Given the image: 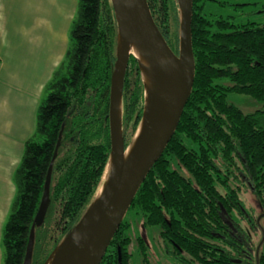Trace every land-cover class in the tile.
Returning <instances> with one entry per match:
<instances>
[{
	"label": "trees",
	"instance_id": "obj_1",
	"mask_svg": "<svg viewBox=\"0 0 264 264\" xmlns=\"http://www.w3.org/2000/svg\"><path fill=\"white\" fill-rule=\"evenodd\" d=\"M170 47L179 45L176 0H147ZM195 81L177 131L137 193L127 215L160 229L177 254L196 264H256L244 222L255 229L243 197L264 214V110L245 114L238 94L264 103V24L236 22L229 0H194ZM117 24L110 0H78L65 57L44 88L34 136L14 175L16 198L2 237L3 264H24L50 166V205L36 226L32 264H44L95 198L110 156V85ZM225 81L231 84L225 85ZM125 127L142 119L144 88L131 57L123 96ZM127 215L101 264H131ZM254 218V217H253ZM237 219L239 222H237ZM251 224V225H250ZM146 258L147 246L137 238ZM258 264H264L260 251Z\"/></svg>",
	"mask_w": 264,
	"mask_h": 264
},
{
	"label": "water",
	"instance_id": "obj_2",
	"mask_svg": "<svg viewBox=\"0 0 264 264\" xmlns=\"http://www.w3.org/2000/svg\"><path fill=\"white\" fill-rule=\"evenodd\" d=\"M193 1L176 0L179 45L175 51L157 26L147 0H110L117 24L108 115L110 156L95 198L44 264H101L142 184L174 137L195 81ZM131 57L140 69L144 108L131 142L126 143L123 96ZM55 158L56 155L49 169L24 264L33 262L36 226L44 223L48 212ZM259 252L260 247L257 260Z\"/></svg>",
	"mask_w": 264,
	"mask_h": 264
},
{
	"label": "crops",
	"instance_id": "obj_3",
	"mask_svg": "<svg viewBox=\"0 0 264 264\" xmlns=\"http://www.w3.org/2000/svg\"><path fill=\"white\" fill-rule=\"evenodd\" d=\"M78 0H0V264L17 189L14 175L55 69L68 49Z\"/></svg>",
	"mask_w": 264,
	"mask_h": 264
},
{
	"label": "rangeland",
	"instance_id": "obj_4",
	"mask_svg": "<svg viewBox=\"0 0 264 264\" xmlns=\"http://www.w3.org/2000/svg\"><path fill=\"white\" fill-rule=\"evenodd\" d=\"M229 1L230 3L243 6L249 4L254 6L236 8L234 13L226 12L225 16L230 15L236 17L235 20L237 23L250 20L255 23L264 24V0ZM224 83L228 86L231 84L228 81H225ZM228 102L238 107L245 114H256L264 110V103L258 102L255 99L243 95L229 94ZM261 116H264V113ZM131 128L132 127H129L127 131L126 141L128 143L131 142L134 136V134H132ZM242 199L244 201V209L246 212H248L252 219L255 221L257 220V224H254L256 228L252 229V227L248 224L241 222V227L246 229L248 235L251 236L256 250L260 247V251L264 252V218H262V215H260V212L257 210V208L254 210V207L255 205L257 206V203L255 204V198L252 197L250 193H245V196ZM126 219L132 223V230L130 232L132 243L129 248V251L132 254L131 264H196L190 262V259L186 256V254H177L172 244L162 239L159 228L147 227L145 225V218L143 216H137L134 212H131L127 215ZM237 222H239L238 219ZM139 237L143 238L147 245V261H144V257L140 253V248L136 241Z\"/></svg>",
	"mask_w": 264,
	"mask_h": 264
},
{
	"label": "flooded vegetation",
	"instance_id": "obj_5",
	"mask_svg": "<svg viewBox=\"0 0 264 264\" xmlns=\"http://www.w3.org/2000/svg\"><path fill=\"white\" fill-rule=\"evenodd\" d=\"M124 119V118H123ZM124 121V130H125V139H126V137H127V131H128V129H129V127H132L133 128V123H130L127 127H125V124H126V119H124L123 120ZM131 128V130H132V134H134V129H132ZM126 143H128L127 141H126ZM260 215H262V218H264V214H260ZM255 221V220H254ZM254 224H257V220L254 222ZM147 246V245H146ZM258 249V248H257ZM256 253H257V251H256ZM143 256V255H142ZM258 256H259V254H258ZM144 257V256H143ZM144 261H147V251H146V258H144ZM190 261V260H189ZM258 262V260H257V257H256V264H258L257 263ZM239 264H242L241 262H239Z\"/></svg>",
	"mask_w": 264,
	"mask_h": 264
},
{
	"label": "bare ground",
	"instance_id": "obj_6",
	"mask_svg": "<svg viewBox=\"0 0 264 264\" xmlns=\"http://www.w3.org/2000/svg\"><path fill=\"white\" fill-rule=\"evenodd\" d=\"M143 80L144 82L149 86V81L147 80V78L143 75ZM132 146L130 147V149L128 150V152L126 153V155L129 154V151L131 150Z\"/></svg>",
	"mask_w": 264,
	"mask_h": 264
}]
</instances>
